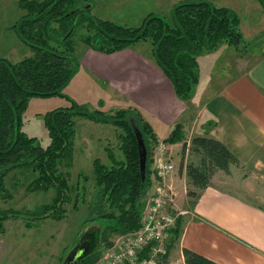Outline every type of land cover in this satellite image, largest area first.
Wrapping results in <instances>:
<instances>
[{"label": "trees", "instance_id": "1", "mask_svg": "<svg viewBox=\"0 0 264 264\" xmlns=\"http://www.w3.org/2000/svg\"><path fill=\"white\" fill-rule=\"evenodd\" d=\"M258 1L264 10V0ZM78 2L79 0L20 2L24 15L17 26V32L33 55L18 63L0 59V195L8 197L5 178L11 171L16 168H31L37 174V179L32 182L29 190L49 192L53 189L55 197L36 212L27 214L31 220L39 221L48 216L55 221L62 220L67 214L63 205L68 201L66 193L69 188L67 179L58 170L63 161L71 165L76 133L74 118L84 116L96 122H112L118 126L122 130L119 140L124 159L118 161L114 153L107 150L111 166L100 160L94 161L97 193L96 203L89 210L92 218L90 224H106L102 233L96 227L87 230L86 255L76 263L96 264L101 256L100 251L113 246V237L134 233L141 228L144 200L151 185L152 149L159 142L153 128L140 113L120 110L118 119L104 116L99 118L81 112L76 104L67 109L51 111L45 116L50 135L47 147H42L37 138L30 137L22 130L28 100L34 96L60 95L70 81L75 70L70 39L75 30L86 23L85 42L92 50L107 55L133 48L140 42H150L157 66L172 83L178 98L183 101H189L198 86V56L221 44L234 47L238 52H245L260 39L264 40V32L254 41L246 42L240 28V16L234 10L217 7L206 0L180 2L173 8L168 20L148 15L139 28L96 19L91 16V6L85 11H78L81 7L75 6ZM54 40L60 42L62 50L51 44ZM132 122L141 132L147 151L144 179L141 174L138 139ZM165 142L183 143L181 167L186 155L190 154L185 169L188 197L192 199H197L210 186L218 171L230 174V166L243 167L240 159L214 138L195 137L186 142L181 124L175 127ZM85 179L87 183L89 177ZM74 202L73 207L78 210L77 200ZM27 214L21 216L19 213L18 218H26ZM11 217L12 213L0 209V233L4 232L3 222L12 219ZM182 222L179 217L171 232V241H177L180 237ZM27 226L32 227L33 223H28ZM108 236L112 238L109 240ZM70 254L62 264H66ZM183 255L185 264H216L188 249L183 250Z\"/></svg>", "mask_w": 264, "mask_h": 264}, {"label": "rangeland", "instance_id": "2", "mask_svg": "<svg viewBox=\"0 0 264 264\" xmlns=\"http://www.w3.org/2000/svg\"><path fill=\"white\" fill-rule=\"evenodd\" d=\"M21 1L23 0H0V59H7L12 63H18L33 55L30 47L22 43L17 32V26L24 15L20 7ZM183 1L187 0H79L75 6H81L79 9L91 6V16L96 19L139 28L148 15L168 20L173 8ZM206 1L217 7L234 10L241 18V24L244 26L240 28L246 37L252 38L264 29V10L258 0ZM86 35L85 23L75 30L70 39L75 70L61 94L50 97L34 96L28 100L23 114L22 130L30 137L37 138L42 147L50 144L45 116L51 111L67 109L72 104H76L81 112H87L99 118L104 116L118 119L117 114L120 110L140 113L134 109L119 108L122 98H119L118 94L105 85V81L100 78L101 75L86 68V57L91 49L85 42ZM51 44L60 50L63 49L57 40L52 41ZM135 46L136 52L151 58L152 45L150 42H142ZM222 47L220 45L212 52H217ZM206 55L207 53L203 54V56ZM208 55L216 59L215 53H208ZM201 56H198L197 60ZM198 76L200 81L199 66ZM74 121L76 133L71 165L63 161L58 170L68 181L69 192L66 193L68 201L63 205L67 211L66 217L60 221H55L50 216L39 221L31 220L27 213L36 212L45 204L50 203L55 197V191L53 189L49 192L30 191V185L37 179V174L31 168H16L11 171L5 178L8 197L0 195V209L13 215L12 219L3 222L4 232L0 233V264H62L65 257L79 249L80 245L85 248L83 257L86 255V232L89 228L96 227L102 233L106 223L90 224L92 218L89 216V210L96 203L97 193L94 161L100 160L105 165L111 166L107 150L112 151L118 161L124 159L119 140L122 130L112 122H96L84 116H76ZM158 135L161 139L164 138L162 132L159 131ZM178 149L180 150L178 156L181 157L182 145ZM172 154L175 153L172 152ZM180 162H176L177 170H180ZM253 164L255 166L249 164L244 167H235L230 174L225 172L220 174L218 171L214 183L220 188L241 196L247 202L264 208V149ZM86 177H89L87 183ZM75 199L79 206L78 210L73 207ZM17 212L21 216L25 214L28 216L18 218L19 213ZM28 223H33V226H27ZM116 237L119 238L118 236L113 237L112 242L117 240ZM111 238L112 236H108L109 240ZM107 251H100L101 256L96 264L100 263ZM168 259L169 254L166 264H170L167 262ZM171 264H182V262L174 259Z\"/></svg>", "mask_w": 264, "mask_h": 264}, {"label": "crops", "instance_id": "3", "mask_svg": "<svg viewBox=\"0 0 264 264\" xmlns=\"http://www.w3.org/2000/svg\"><path fill=\"white\" fill-rule=\"evenodd\" d=\"M261 33L252 38L243 36L252 42ZM221 46L217 52L201 54L200 81L189 101L178 98L152 52L151 58L144 57L135 51L136 46L111 55L90 49L85 66L101 75L105 85L122 98L119 108L141 113L158 142H165L181 124L186 142L195 137L214 138L233 152L243 167L255 166L254 160L264 149V40L245 52ZM208 53H215L216 59ZM168 145L175 165L168 185L183 222L177 241L170 239L167 262L175 259L185 264L183 250L188 249L216 264H264V208L216 186L217 173L197 199L189 198L185 166L190 154L183 168L182 155L178 156L183 143ZM176 162H180V170ZM235 167L230 166V171Z\"/></svg>", "mask_w": 264, "mask_h": 264}, {"label": "built area", "instance_id": "4", "mask_svg": "<svg viewBox=\"0 0 264 264\" xmlns=\"http://www.w3.org/2000/svg\"><path fill=\"white\" fill-rule=\"evenodd\" d=\"M171 148L159 142L152 149L151 185L145 197L141 228L113 242L99 264H163L181 212L168 179L175 171ZM146 256H143L145 255Z\"/></svg>", "mask_w": 264, "mask_h": 264}, {"label": "water", "instance_id": "5", "mask_svg": "<svg viewBox=\"0 0 264 264\" xmlns=\"http://www.w3.org/2000/svg\"><path fill=\"white\" fill-rule=\"evenodd\" d=\"M87 8H89V6L78 9V11L86 10ZM132 125H133L134 132H135L137 139H138L141 174H142V177L144 179L145 174H146L147 151H146V147H145L143 136H142L141 132L139 131L138 127L135 125L134 122H132ZM82 254H83V251H75V252L71 253L70 256H68L66 259V264H76L83 257ZM70 259H72L71 263H69Z\"/></svg>", "mask_w": 264, "mask_h": 264}, {"label": "flooded vegetation", "instance_id": "6", "mask_svg": "<svg viewBox=\"0 0 264 264\" xmlns=\"http://www.w3.org/2000/svg\"><path fill=\"white\" fill-rule=\"evenodd\" d=\"M83 250H85L84 246L80 245V246H79V249H77V250H75V251H83Z\"/></svg>", "mask_w": 264, "mask_h": 264}]
</instances>
